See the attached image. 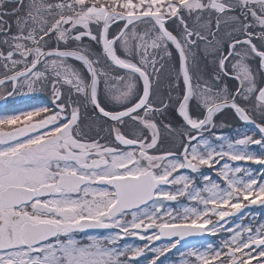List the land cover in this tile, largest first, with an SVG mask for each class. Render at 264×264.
Listing matches in <instances>:
<instances>
[{
  "label": "snow or ice",
  "instance_id": "snow-or-ice-1",
  "mask_svg": "<svg viewBox=\"0 0 264 264\" xmlns=\"http://www.w3.org/2000/svg\"><path fill=\"white\" fill-rule=\"evenodd\" d=\"M0 264H264V0H0Z\"/></svg>",
  "mask_w": 264,
  "mask_h": 264
}]
</instances>
